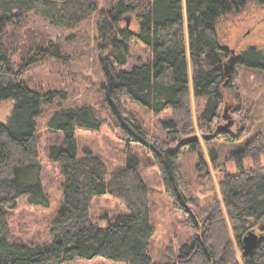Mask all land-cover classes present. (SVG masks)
<instances>
[{
    "label": "trees",
    "instance_id": "1",
    "mask_svg": "<svg viewBox=\"0 0 264 264\" xmlns=\"http://www.w3.org/2000/svg\"><path fill=\"white\" fill-rule=\"evenodd\" d=\"M248 3L264 6V0H104L102 5L99 0H0V102L12 101L7 120L0 124V264H65L95 258L126 264H264V165L260 160L264 137L257 134L231 155L236 171L221 169L220 198L212 199L206 208L192 207L177 165L181 149L187 147L198 153L196 171L210 174L198 139L191 133V93L204 101L198 125L210 126L219 117L224 89L240 98L233 82L235 70L246 67L264 72V47L249 45L231 55L218 34L220 19L239 14ZM32 12L65 29L94 15L98 47L106 51L100 59V91L109 114L122 123L125 101L155 115L169 111V117L161 121L163 128L172 137L184 134L177 144L149 147L133 123L137 130L133 141L151 149L165 193L174 208L187 214L192 234L177 249L168 246L157 259L150 256L155 228L149 188L135 156L127 153L126 166L109 173L90 149L79 153L75 128L98 130L103 124L90 105L58 109L47 123L50 131L61 135L60 142L46 152L57 166L61 190L48 226L49 241L30 244L10 239L8 214L19 198L33 206H49L35 138L36 117L41 105L51 102L57 92L31 87L23 73L36 62L63 54L59 43L29 31L27 18ZM134 40L147 49L148 56L125 69ZM16 54L21 58L19 66L12 60ZM231 56L227 77L225 63ZM244 130L242 125L232 139ZM222 133L226 131L218 132ZM208 152L215 164V151ZM245 158L252 160L251 167L244 166ZM103 196L115 198L122 210L95 219L92 202ZM250 232L258 240L246 253L242 240Z\"/></svg>",
    "mask_w": 264,
    "mask_h": 264
},
{
    "label": "rangeland",
    "instance_id": "2",
    "mask_svg": "<svg viewBox=\"0 0 264 264\" xmlns=\"http://www.w3.org/2000/svg\"><path fill=\"white\" fill-rule=\"evenodd\" d=\"M104 0H99L103 3ZM102 5V4H101ZM29 31L45 38L46 41L59 43L62 57H47L26 68L23 73L25 81L33 88L46 92L52 90L57 95L49 103L41 105V112L36 117L35 138L39 144V157L42 165V184L49 198V206L42 208L27 203L26 198H19L16 207L8 214L9 237L30 244H43L49 241V222L60 202V177L56 164L49 161L47 148L53 143H59L61 135L47 128L52 114L62 108L90 105L103 120L98 130L75 128L74 137L78 151L90 149L98 155L107 167L109 173L123 168L127 164V153L138 160L137 168L149 188L150 219L155 231L150 241V256L153 260L167 249L168 246L177 249L178 245L187 240L191 228L187 223V214L173 207V203L164 191L163 182L157 166L154 164L149 147L153 144L170 142L177 144L184 134L172 137L162 125V120L169 117L170 112L153 114L136 103L125 101L122 123L112 117L102 102L101 84L103 71L100 59L106 56V51L100 50L97 43L96 17L91 15L77 26L65 29L52 24L38 12L28 15ZM132 28L137 27L132 23ZM218 34L221 42L229 49L238 53L249 45L264 47V6L248 3L239 14H232L220 19ZM37 42V40H36ZM148 56L147 49L134 40L128 64L130 69L140 64ZM15 66L20 65L18 54L12 57ZM233 82L238 85L239 100L230 89L223 90V99L219 109V117L210 124L198 125V114L203 108V100H197L191 93L190 112L193 136L197 137L199 148L209 169V176L196 171L198 153L191 152L187 147L181 149L177 158L180 176L189 189L188 197L192 207L206 208L215 197L220 198L218 179L221 169L228 172L236 171L231 155L241 149L246 142L257 134L264 137V72L254 68H237ZM60 93H64L61 95ZM12 108V101L0 102V124L7 120ZM228 117L232 125L226 133L218 134V126L227 123ZM142 130L144 142L151 143L147 147L133 141L136 128ZM245 126L236 139H232L239 129ZM125 128V129H124ZM132 134H130V133ZM205 137L209 140L205 143ZM216 153V162L212 164L208 150ZM264 165V154L260 157ZM245 167L252 166V160H243ZM122 210L121 204L111 196H103L93 200L92 216L95 219L112 217ZM237 257L239 251L236 248ZM65 264H126L107 261L100 258L92 260H75Z\"/></svg>",
    "mask_w": 264,
    "mask_h": 264
},
{
    "label": "water",
    "instance_id": "3",
    "mask_svg": "<svg viewBox=\"0 0 264 264\" xmlns=\"http://www.w3.org/2000/svg\"><path fill=\"white\" fill-rule=\"evenodd\" d=\"M129 24V21H126V25L128 26ZM234 54V51L231 50V55ZM232 56L231 58L225 63V74L227 77H229V71H230V68H231V63H232ZM225 119H227V123H225L224 125H221V126H218V130L223 132L225 131L227 128H229L231 125H232V121L224 116ZM136 132H133V134L135 135ZM148 145L151 146V143L147 142ZM257 240H258V236L256 233L254 232H250L248 234H246L244 237H243V240H242V248H243V251L244 252H249L251 251L252 249H254V247L256 246L257 244Z\"/></svg>",
    "mask_w": 264,
    "mask_h": 264
}]
</instances>
